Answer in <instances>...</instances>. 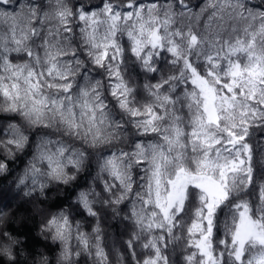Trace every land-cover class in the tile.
Instances as JSON below:
<instances>
[{
    "label": "clouds",
    "instance_id": "clouds-1",
    "mask_svg": "<svg viewBox=\"0 0 264 264\" xmlns=\"http://www.w3.org/2000/svg\"><path fill=\"white\" fill-rule=\"evenodd\" d=\"M0 264H264V0H0Z\"/></svg>",
    "mask_w": 264,
    "mask_h": 264
}]
</instances>
